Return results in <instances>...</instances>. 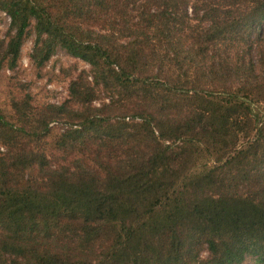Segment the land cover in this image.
I'll return each mask as SVG.
<instances>
[{"label": "trees", "instance_id": "trees-1", "mask_svg": "<svg viewBox=\"0 0 264 264\" xmlns=\"http://www.w3.org/2000/svg\"><path fill=\"white\" fill-rule=\"evenodd\" d=\"M88 69L0 108V264H264V0H0ZM63 118L54 131L51 123Z\"/></svg>", "mask_w": 264, "mask_h": 264}, {"label": "rangeland", "instance_id": "rangeland-1", "mask_svg": "<svg viewBox=\"0 0 264 264\" xmlns=\"http://www.w3.org/2000/svg\"><path fill=\"white\" fill-rule=\"evenodd\" d=\"M8 26L7 16L0 11V41L4 39ZM264 33V30H263ZM34 39L33 31L29 29L19 52V58L13 69L0 67V108L6 109L11 99L28 94L36 103L59 104L67 99L68 81L79 71L88 66L77 58L67 55L61 49H56L44 65L37 69L29 61ZM65 120L59 118L51 123L54 131H60ZM242 264H251L244 260Z\"/></svg>", "mask_w": 264, "mask_h": 264}]
</instances>
